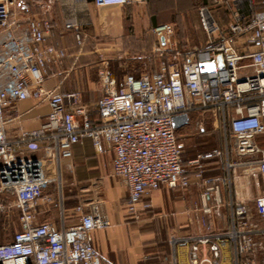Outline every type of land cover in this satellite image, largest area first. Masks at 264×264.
I'll use <instances>...</instances> for the list:
<instances>
[{
    "label": "built area",
    "instance_id": "built-area-1",
    "mask_svg": "<svg viewBox=\"0 0 264 264\" xmlns=\"http://www.w3.org/2000/svg\"><path fill=\"white\" fill-rule=\"evenodd\" d=\"M93 1L97 8L146 2ZM21 2L0 0V216L17 209L20 224L13 240L0 244V264H104L94 234L111 223L98 204L87 213L77 206L78 223L68 228L37 222L39 208H59L66 219L62 190L59 197L47 192L61 179H51L46 165L72 159L74 146L85 139L98 155L114 154L112 173L127 188L125 210L135 220L153 208L147 199L152 192L202 188V202L188 212L184 231L168 237V264H180L179 250L189 264H228L227 255L231 264H264V194L250 204L232 191L237 168L264 175V11L256 10L257 0H216L200 7L205 42L190 52L178 49L172 25L155 28L153 54L160 59L155 70L117 78L102 60L96 117L80 92L44 87L50 68L66 54L47 43L53 25L46 17L29 20L18 33L14 8ZM219 12L227 15V24L220 25ZM78 25L70 19L65 27ZM25 100L47 103L51 111L40 129L21 130L12 139L7 110ZM194 113L215 118L224 147L185 164L173 118L187 114L190 121ZM197 126L205 129L201 120ZM42 150L45 158L33 156ZM211 161L223 174L207 175ZM222 183L228 185L227 198L219 195Z\"/></svg>",
    "mask_w": 264,
    "mask_h": 264
},
{
    "label": "crops",
    "instance_id": "crops-1",
    "mask_svg": "<svg viewBox=\"0 0 264 264\" xmlns=\"http://www.w3.org/2000/svg\"><path fill=\"white\" fill-rule=\"evenodd\" d=\"M49 1L22 0L21 4L14 8L18 33L21 34L28 21L33 18L46 17L52 22L53 28L47 36V43L62 50L66 55L50 68L44 87L63 94L80 92L83 104L91 110L92 116L96 117L97 103L102 96L98 75L102 60L108 62L110 71L117 78L129 74L118 75L114 70L112 61L120 57L115 53L120 52L126 39L135 51L144 52L152 48L156 41V38L155 40L153 38L155 36L153 28L168 23L169 5L163 7L162 4H168L170 0H146L144 4L107 8H97L93 0H54L53 4H48ZM157 3L161 6L157 7ZM128 14L132 16L134 39L127 37L126 15ZM70 19L78 21L77 28L66 29L65 24ZM217 20L220 25L228 22L224 12L217 13ZM77 36L84 39L82 46L77 44ZM203 43H198V46ZM149 62L154 61L144 62V71L155 70L151 66L148 68ZM143 70L133 69L131 73L139 75ZM50 111L51 108L47 103L37 105L33 100L18 102L7 110L8 136L13 139L18 137L21 130L40 129ZM216 143L215 148L224 147L223 136L222 141L218 139ZM197 155L187 160L183 158L185 164ZM33 156L45 158V152L42 150ZM113 160L112 152L98 155L90 139H85L81 144L74 146L72 159H61L59 163L48 160L46 168L49 177L61 179L60 184L51 185L49 192L59 197V189H61L63 198L64 195L69 197L67 200L71 203L66 208L65 220L62 219L59 208H39L37 222H51L59 229L68 228L78 223L74 215L77 206H81L87 213L90 212L92 204H98L111 223L107 229L94 234V245L102 255L104 264H130L128 254L130 257L132 255L133 264H142L145 257L152 256L144 253V238L139 235L137 228L131 230L135 232L133 237L128 235L130 229L128 226L131 224L126 222L124 207L128 191L122 181L113 176ZM213 164V161L207 164L208 173L217 175L220 171L216 170ZM222 191L220 185L219 195L226 197L225 192ZM202 192V188L198 186H192L187 190L162 189L152 192L147 199L152 202V210H158L160 216L166 219L167 225L169 216L182 217L177 224L183 230L190 217L188 212L196 204H201ZM236 195L239 198L237 193ZM10 198L12 199L11 196ZM19 230L17 209H11L0 216V244L12 241L14 234Z\"/></svg>",
    "mask_w": 264,
    "mask_h": 264
},
{
    "label": "rangeland",
    "instance_id": "rangeland-1",
    "mask_svg": "<svg viewBox=\"0 0 264 264\" xmlns=\"http://www.w3.org/2000/svg\"><path fill=\"white\" fill-rule=\"evenodd\" d=\"M167 22L168 23L166 24L173 26V40L175 41V44H177V47L180 46L183 48L182 46H185L182 51L190 52L196 46H198V43H203L205 35L199 23L198 9L181 14L170 11ZM153 38L155 40V36H153ZM156 41L154 42L155 45L157 43ZM154 46L152 48H148L144 52L135 51V48H132L126 39L125 44L122 46L120 52L118 51L115 53L119 54L118 56L120 57L113 59L112 61L114 63V70L117 71L118 75L131 73L133 69L141 71V69L143 70V66H145L144 62H148V60L154 61L149 62L147 65L148 68L151 66L154 69H157L160 64V59L158 55L153 54ZM119 66L122 67L119 68ZM200 120L204 122V131L206 130V134L204 135H201L202 133L197 126V122ZM214 123L215 118L211 114L194 113L190 115V121L188 124L182 126L181 128L175 129V133L179 142L184 145V159H190L201 152L216 147L217 138L214 136V134L219 133L218 136L220 135L222 137V128L219 127L220 130H215ZM220 173L223 174L221 171ZM207 175H216V173H208ZM221 188L223 190L222 192H225L227 198L229 193L228 185L222 183ZM232 191H234L235 195L237 193L240 199L244 198L249 200V203L251 204L256 197L264 194V175L256 171L246 173L244 167H239L233 174ZM92 197H94V195H92ZM126 217V222L131 224L129 225L131 227L128 226V228H130L128 230L129 237H133L135 235V232L131 230L133 228H137L139 230V235L144 238V253L152 256L145 257L142 264H168L165 260L170 254L167 240L169 235L178 237V233L183 231L179 228V224H177V222L180 221L182 217L178 216L175 218L173 216H169L170 220L168 225L166 224V219L160 216V212L156 209H151V211L147 212H141L138 220L133 219L127 212ZM190 229L192 230L193 228L190 227ZM178 257L180 264H189L188 258L185 256V254H182L180 250ZM226 258L227 263L231 264V260L228 255ZM128 259L130 264H133L132 255L130 257V254H128Z\"/></svg>",
    "mask_w": 264,
    "mask_h": 264
},
{
    "label": "trees",
    "instance_id": "trees-1",
    "mask_svg": "<svg viewBox=\"0 0 264 264\" xmlns=\"http://www.w3.org/2000/svg\"><path fill=\"white\" fill-rule=\"evenodd\" d=\"M215 1L216 0H175V2H174L173 0H170V2L168 4L164 3V4H162V6L164 7V6H168L169 5V9H170L169 11H172L173 13L176 12L177 14H181V13L189 12L192 9H198V8H200L202 6H211V5L214 4ZM129 5H132V4L125 5L124 7H127ZM153 5H156V4H153ZM159 5L161 6L160 3H157V7ZM256 10L257 11L264 10V0H257ZM126 24H127V37L130 38V39L131 38L134 39L135 36H134V32H133V24H132V16H131V14L126 15ZM154 29L155 28H153V30ZM178 49L182 51V48L180 46H178ZM205 131L204 130L201 131V133H202L201 135L206 134ZM218 134L219 133H216V134H214V136L217 138V140L219 139V141L220 140L222 141V137L220 135L218 136ZM228 140H229V143H232V137H231L230 134H228ZM222 145H223V143H222ZM50 188H51V185L49 186L47 192L50 195H53V193L49 192ZM55 197H57V196H55ZM67 198H69V197L64 195V206H65V209L68 208L70 203H71V202H69L67 200Z\"/></svg>",
    "mask_w": 264,
    "mask_h": 264
},
{
    "label": "water",
    "instance_id": "water-1",
    "mask_svg": "<svg viewBox=\"0 0 264 264\" xmlns=\"http://www.w3.org/2000/svg\"><path fill=\"white\" fill-rule=\"evenodd\" d=\"M219 60L221 61L220 67H223L222 58H219ZM173 123L175 129L181 128L182 126L189 123V116L187 114L175 116L173 118Z\"/></svg>",
    "mask_w": 264,
    "mask_h": 264
}]
</instances>
